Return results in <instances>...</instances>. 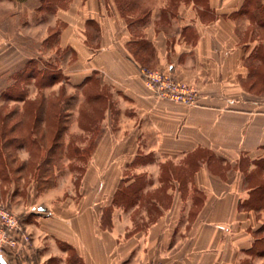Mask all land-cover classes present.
Here are the masks:
<instances>
[{
    "label": "crops",
    "instance_id": "0c3cea01",
    "mask_svg": "<svg viewBox=\"0 0 264 264\" xmlns=\"http://www.w3.org/2000/svg\"><path fill=\"white\" fill-rule=\"evenodd\" d=\"M50 38L85 170L16 205L7 264H264V0H0L4 116L36 100L5 92ZM141 68L197 105L156 98Z\"/></svg>",
    "mask_w": 264,
    "mask_h": 264
},
{
    "label": "rangeland",
    "instance_id": "374dc122",
    "mask_svg": "<svg viewBox=\"0 0 264 264\" xmlns=\"http://www.w3.org/2000/svg\"><path fill=\"white\" fill-rule=\"evenodd\" d=\"M48 23H51L49 19ZM54 41L55 39L50 38L48 47L44 46L40 55L37 53V58L33 63L35 68L30 75L31 79L18 82L26 95H38L34 103L32 102V107L30 103H26L28 108L25 104L22 108L24 112L13 118L0 113V205L17 216L23 215L24 210L18 211L16 205L19 207L23 205L25 211L31 206H37V198L39 193L46 188L44 183L49 178L48 175L51 177L50 184L55 183L56 174L62 175V179L77 184L85 170L84 165L71 162L79 152L72 149V145L81 140H72L69 134L62 141L65 133L57 134L58 131H62V127L68 128L73 120L76 122V119L72 118V122L71 118L66 119V112L59 118L54 107L40 123L37 124L35 118L40 95L51 93L52 99H64V97L71 96V90L62 84L64 80L55 66ZM53 72L60 75V82L45 88L44 85L50 83L48 73ZM15 93L19 95L20 92L15 91ZM61 94L63 95L60 97ZM100 120V110H92L89 113L85 110L79 117V125L86 128L96 125ZM13 128L15 132H12ZM58 138H61L59 142H57ZM65 141H70L67 149L64 148ZM50 147L53 148L52 153L49 152ZM84 154L88 156L86 151Z\"/></svg>",
    "mask_w": 264,
    "mask_h": 264
},
{
    "label": "built area",
    "instance_id": "2783aa9c",
    "mask_svg": "<svg viewBox=\"0 0 264 264\" xmlns=\"http://www.w3.org/2000/svg\"><path fill=\"white\" fill-rule=\"evenodd\" d=\"M140 77L145 87L160 100H167L187 107L197 105V90L174 79L169 73L141 68ZM21 230L19 216L0 205V252L7 246H14L13 237L20 234Z\"/></svg>",
    "mask_w": 264,
    "mask_h": 264
},
{
    "label": "trees",
    "instance_id": "16d2710c",
    "mask_svg": "<svg viewBox=\"0 0 264 264\" xmlns=\"http://www.w3.org/2000/svg\"><path fill=\"white\" fill-rule=\"evenodd\" d=\"M33 63H34V61H32L31 63H29L26 67H25V69H23V70H21V71H19L18 73H17V78H16V85L14 86V87H12V88H10L9 90H7L6 92H5V96L6 97H17L19 100H24L25 99V96H26V94H25V92H24V90L21 88V85L18 83L19 82V80H24L25 79V81H27V80H29V79H31L30 78V75H31V73L33 72V69L35 68L34 67V65H33ZM31 65H33V66H31ZM31 66V67H30ZM28 68H29V70H28ZM61 76H62V79L64 80V77H63V75L61 74V72H58ZM58 73H56V72H53V73H48V78H49V82L50 83H47L46 85H44L45 86V88H48V87H50L51 85H54V84H56V83H58V82H60V80H59V74ZM50 74V75H49ZM54 76V77H53ZM61 79V80H62ZM52 82V83H51ZM15 91H19L20 93H19V95H17L16 93H15ZM24 93V94H23ZM63 94H61L60 95V97L62 96ZM73 99H74V97H72V96H69V97H64V99H61V98H55V99H52V97L51 98H49L48 100H46L45 101V99H43V97H40V99H39V101H40V103H39V107L38 108H36V110H35V112H36V115H35V118H36V121H37V124L38 123H40L44 118H46L49 114H50V112H51V109H52V107H54L55 109H56V111H55V113L58 115V117L60 118L63 114L65 115V113L64 112H66L67 113V115H65V118L66 119H68L69 118V110H70V108L72 107V105H73ZM35 101V100H34ZM34 101H27V102H25L24 103V105L26 104V103H30L29 105L31 106L32 105V102L34 103ZM37 101H38V99H37ZM28 105L26 104V108H28L27 107ZM32 107V106H31ZM58 109V110H57ZM6 117H8V116H6ZM17 127V126H16ZM62 129V131H58L57 132V134H60L61 132L62 133H65L66 132V130H67V127L65 128V127H62L61 128ZM60 129V130H61ZM57 138V137H56ZM61 139V138H60ZM59 138L57 139V142H59V140H60ZM51 148V147H50ZM52 151H53V148H51L50 150H49V152L50 153H52ZM47 166H51L52 167V165H50V164H48V163H45ZM57 165V164H56ZM49 176V178H47L46 179V183H44V185L46 186V187H49L51 184H50V179H51V177H50V175H48Z\"/></svg>",
    "mask_w": 264,
    "mask_h": 264
},
{
    "label": "water",
    "instance_id": "95a60500",
    "mask_svg": "<svg viewBox=\"0 0 264 264\" xmlns=\"http://www.w3.org/2000/svg\"><path fill=\"white\" fill-rule=\"evenodd\" d=\"M0 264H7V262L1 255H0Z\"/></svg>",
    "mask_w": 264,
    "mask_h": 264
}]
</instances>
